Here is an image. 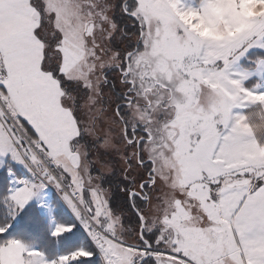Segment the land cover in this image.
<instances>
[{
	"label": "snow or ice",
	"instance_id": "6c2138e0",
	"mask_svg": "<svg viewBox=\"0 0 264 264\" xmlns=\"http://www.w3.org/2000/svg\"><path fill=\"white\" fill-rule=\"evenodd\" d=\"M0 264H264V0H0Z\"/></svg>",
	"mask_w": 264,
	"mask_h": 264
}]
</instances>
